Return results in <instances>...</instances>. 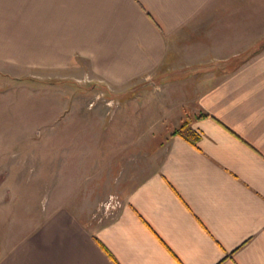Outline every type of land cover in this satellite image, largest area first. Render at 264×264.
Instances as JSON below:
<instances>
[{"label":"crops","instance_id":"obj_1","mask_svg":"<svg viewBox=\"0 0 264 264\" xmlns=\"http://www.w3.org/2000/svg\"><path fill=\"white\" fill-rule=\"evenodd\" d=\"M13 68L83 72L121 111L159 89L130 84H188L160 99V125L137 120L133 152L109 146L111 219L93 222L83 186L39 211L33 184H0V264H264V0H0V72ZM184 119L195 145L171 136Z\"/></svg>","mask_w":264,"mask_h":264},{"label":"rangeland","instance_id":"obj_2","mask_svg":"<svg viewBox=\"0 0 264 264\" xmlns=\"http://www.w3.org/2000/svg\"><path fill=\"white\" fill-rule=\"evenodd\" d=\"M84 74L69 73L45 79L41 74L17 68H13V76L10 72H0V184L13 186V189L21 184H33V203L39 211L44 210L49 201L57 199L64 189L71 195L83 186L86 189L82 191V204L97 203L94 208L86 209L88 212L90 209L93 222L107 221L117 214L122 204L119 192L113 188L117 178L111 180L108 175L114 170L109 167L115 162L109 160V146L116 150L122 146L133 152L138 146L137 135L143 134L139 126L142 121L156 126L160 125L154 122L157 118L172 116L173 112L167 111L160 99L175 100L177 96H169V90L186 89L188 81L183 79L177 86L167 84L166 78L130 84L127 88L131 92L143 88L145 83L159 89L143 100L129 97L133 99L131 103L140 108L132 106L121 111L113 108L121 96ZM160 89L162 91L158 92ZM127 97H122L124 102ZM184 97L188 100L187 114L191 116V96ZM139 119L142 121L138 122ZM150 131L146 128V132ZM161 138L153 134L146 151ZM141 161L137 157L125 163L133 169ZM93 167L99 168L85 177ZM119 172L120 169L117 174Z\"/></svg>","mask_w":264,"mask_h":264},{"label":"trees","instance_id":"obj_3","mask_svg":"<svg viewBox=\"0 0 264 264\" xmlns=\"http://www.w3.org/2000/svg\"><path fill=\"white\" fill-rule=\"evenodd\" d=\"M205 117H207V115L204 114L197 116V118H205ZM190 125H191V121L189 119H184L181 122L180 126L171 132V136L178 135L183 139H185L186 141L190 142L192 145H195L197 137L192 132Z\"/></svg>","mask_w":264,"mask_h":264}]
</instances>
